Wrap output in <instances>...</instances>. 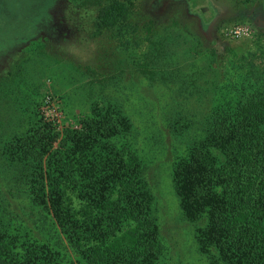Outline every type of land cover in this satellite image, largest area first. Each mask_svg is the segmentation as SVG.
Masks as SVG:
<instances>
[{
    "label": "rangeland",
    "instance_id": "obj_1",
    "mask_svg": "<svg viewBox=\"0 0 264 264\" xmlns=\"http://www.w3.org/2000/svg\"><path fill=\"white\" fill-rule=\"evenodd\" d=\"M112 1L0 0V174L9 167L5 144L36 128L78 129L96 111L126 117L132 129L114 142L144 164L164 228L160 264H210L195 245L196 223L183 217L173 166L218 111L264 87V19L239 14L257 10L258 0H211L218 15L189 14L185 0H120L127 23L100 29L98 15ZM199 15L214 17L205 32ZM238 26L249 36L232 38Z\"/></svg>",
    "mask_w": 264,
    "mask_h": 264
},
{
    "label": "trees",
    "instance_id": "obj_2",
    "mask_svg": "<svg viewBox=\"0 0 264 264\" xmlns=\"http://www.w3.org/2000/svg\"><path fill=\"white\" fill-rule=\"evenodd\" d=\"M185 1L197 14L196 0ZM129 15L125 2L112 1L98 28L126 24ZM199 18L207 31L212 19ZM115 114L96 111L78 129L40 127L5 144L0 264L162 262L164 228L144 164L114 142L133 124ZM172 178L183 217L196 223L198 253L210 264H264V87L218 111Z\"/></svg>",
    "mask_w": 264,
    "mask_h": 264
},
{
    "label": "crops",
    "instance_id": "obj_3",
    "mask_svg": "<svg viewBox=\"0 0 264 264\" xmlns=\"http://www.w3.org/2000/svg\"><path fill=\"white\" fill-rule=\"evenodd\" d=\"M262 3H263V5H262ZM257 5H258V7L256 8L257 10H255V9H252V8H249V10H247V11H249L248 13H245V12H243V13H239L240 14V16L241 17H243V16H249L250 17V20H252L253 22H255L256 21V18L255 17H257V22L255 23V24H257L258 22H259V20L261 21L262 19H261V17L264 19V0H258L257 1ZM199 12V11H198ZM207 12V11H206ZM262 12V13H261ZM238 13V12H237ZM215 14H216V12H215ZM224 15V14H223ZM261 15V16H260ZM200 16V15H199ZM260 18V19H259ZM212 21H213V23H212V26H213V24L215 23V20H214V17H212ZM264 22V21H263ZM263 25V27H264V23H262ZM212 26H211V28H212Z\"/></svg>",
    "mask_w": 264,
    "mask_h": 264
},
{
    "label": "flooded vegetation",
    "instance_id": "obj_4",
    "mask_svg": "<svg viewBox=\"0 0 264 264\" xmlns=\"http://www.w3.org/2000/svg\"><path fill=\"white\" fill-rule=\"evenodd\" d=\"M181 3H185V5L187 6V10H188V4L186 3V1H180ZM210 4L211 5H208L207 7H203V8H200L201 6H199L198 4H195V8H197L198 7V11L199 12H208V11H212L213 13H215L216 12V14L215 15H218V14H220L219 12H220V8H219V6L218 5H216V4H214V3H212V1L210 0ZM210 7H211V9H210ZM224 15H226L225 17H228V16H230V18L232 17V15L230 14H224ZM201 16V15H200ZM193 17V16H192ZM243 17H246V16H243ZM196 18V17H195ZM198 18V17H197ZM198 20H200V18H198Z\"/></svg>",
    "mask_w": 264,
    "mask_h": 264
},
{
    "label": "built area",
    "instance_id": "obj_5",
    "mask_svg": "<svg viewBox=\"0 0 264 264\" xmlns=\"http://www.w3.org/2000/svg\"><path fill=\"white\" fill-rule=\"evenodd\" d=\"M249 34H250L249 28L243 26L235 27L229 32V35L235 39H241L243 37H247L249 36Z\"/></svg>",
    "mask_w": 264,
    "mask_h": 264
}]
</instances>
